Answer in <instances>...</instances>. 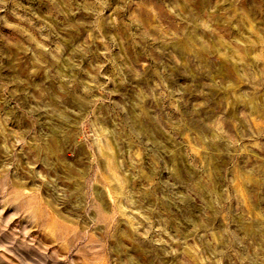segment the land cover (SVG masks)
<instances>
[{"label": "rangeland", "instance_id": "374dc122", "mask_svg": "<svg viewBox=\"0 0 264 264\" xmlns=\"http://www.w3.org/2000/svg\"><path fill=\"white\" fill-rule=\"evenodd\" d=\"M0 264H264V0H0Z\"/></svg>", "mask_w": 264, "mask_h": 264}]
</instances>
